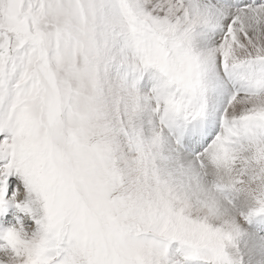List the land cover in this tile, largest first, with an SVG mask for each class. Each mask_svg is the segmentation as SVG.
I'll use <instances>...</instances> for the list:
<instances>
[{"label":"snow or ice","instance_id":"snow-or-ice-1","mask_svg":"<svg viewBox=\"0 0 264 264\" xmlns=\"http://www.w3.org/2000/svg\"><path fill=\"white\" fill-rule=\"evenodd\" d=\"M0 264H264V0H0Z\"/></svg>","mask_w":264,"mask_h":264}]
</instances>
